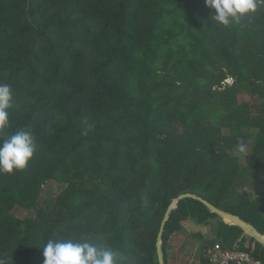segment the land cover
Here are the masks:
<instances>
[{"label": "trees", "instance_id": "obj_1", "mask_svg": "<svg viewBox=\"0 0 264 264\" xmlns=\"http://www.w3.org/2000/svg\"><path fill=\"white\" fill-rule=\"evenodd\" d=\"M214 14L205 0H0V137L36 144L0 173V259L43 264L49 239H73L159 264L161 221L186 193L264 234V193L244 191L264 166V6L227 26ZM212 221L208 244L264 264V246L190 198L166 221V264L173 235Z\"/></svg>", "mask_w": 264, "mask_h": 264}, {"label": "clouds", "instance_id": "obj_2", "mask_svg": "<svg viewBox=\"0 0 264 264\" xmlns=\"http://www.w3.org/2000/svg\"><path fill=\"white\" fill-rule=\"evenodd\" d=\"M214 9L211 19L224 26L264 6V0H205ZM12 107L11 85L0 83V130L9 126ZM243 151V148H241ZM36 151L32 132L19 129L7 138L0 137V173H13L25 169ZM43 264H128L118 249L73 239H49L43 246ZM0 264L6 261L0 259Z\"/></svg>", "mask_w": 264, "mask_h": 264}, {"label": "rangeland", "instance_id": "obj_3", "mask_svg": "<svg viewBox=\"0 0 264 264\" xmlns=\"http://www.w3.org/2000/svg\"><path fill=\"white\" fill-rule=\"evenodd\" d=\"M225 82L230 84L231 80L228 79ZM250 146H252L251 142L248 143V145L245 149V152L247 154H249ZM234 155L238 157L241 164L248 166L249 161H250V159L248 158L249 157L248 155L240 154L237 152L236 153L234 152ZM237 186H238V188H241L240 184H238ZM45 187H46V193L47 194L57 195L59 193V191L61 190L62 186L57 184L56 182H48L47 185H45ZM244 191H247V193H251L253 195L264 193V166L262 168H260L258 170V172L255 173L254 176H251L249 178V181L246 182V187H245ZM25 214H26V212L24 210L18 209L17 215L23 216ZM187 225L189 228L195 229L194 233L199 232V234L197 236L194 235L193 238L191 237V241L198 244L199 247H200L201 242L205 241L204 239H206V238L209 239V236L207 235L208 232L214 231L216 228V223L214 221L211 222V226H209V227H206V226H199L198 227L196 225H191L190 222H188L185 225V227H187ZM194 226H195V228H193ZM185 227H184V229H185V231H187V236L184 237L182 241H187V240L190 241V239L188 237L193 235V232H191L189 229H186ZM184 229H183V231H184ZM181 237L182 236H178V238L175 240L178 242L177 244L175 243V241L172 240L171 243H169V245H168L167 254H168L169 264H175V260L178 258V254L176 253V251H174L172 249L176 248V246L179 245V243L181 241ZM187 245H189V244L187 243ZM247 245H249V243ZM188 249L190 250V247H188ZM192 251H193V254L191 255V261H194L193 260V258L195 257L194 248L192 249ZM183 263H185V261ZM192 264H195V263H192Z\"/></svg>", "mask_w": 264, "mask_h": 264}, {"label": "water", "instance_id": "obj_4", "mask_svg": "<svg viewBox=\"0 0 264 264\" xmlns=\"http://www.w3.org/2000/svg\"><path fill=\"white\" fill-rule=\"evenodd\" d=\"M185 198L195 199L199 201L208 209V211L218 215V217L223 219L227 224L231 226L240 227L244 231L245 236L254 239L256 242L264 246V234L260 232L253 224L245 221L243 218L239 216H236L230 212H226L220 208H217L212 203L208 202L207 200H204L203 198L195 194H191V193H186L182 195L180 194L178 197H175L170 202V204L168 205L166 209L165 215L161 221V224H160L161 227H160V231L158 233V238H157V253H158L159 264H166L165 253L163 249V236H164L166 221L169 218L170 212L174 208H176L177 202Z\"/></svg>", "mask_w": 264, "mask_h": 264}, {"label": "built area", "instance_id": "obj_5", "mask_svg": "<svg viewBox=\"0 0 264 264\" xmlns=\"http://www.w3.org/2000/svg\"><path fill=\"white\" fill-rule=\"evenodd\" d=\"M207 264H262L251 253L234 247L226 248L221 243H212L204 251Z\"/></svg>", "mask_w": 264, "mask_h": 264}, {"label": "crops", "instance_id": "obj_6", "mask_svg": "<svg viewBox=\"0 0 264 264\" xmlns=\"http://www.w3.org/2000/svg\"><path fill=\"white\" fill-rule=\"evenodd\" d=\"M185 228L189 229L191 232H193V235L188 237L190 239V241H188V240L182 241L183 238L187 236V231H185V229L183 231V229H182V231L173 235L172 238L170 239V242H169V243H171V241L172 240L175 241L178 238V236H182L179 245L176 246V248L172 249V250L176 251V253L178 254V258L175 260V264H192V263L203 264V259H205L204 251L206 250V248L209 245H211L212 243H215V242L208 244L210 242V241L208 242V240H210V239L206 238V239H204L205 241L201 242L200 247H199L198 244L191 241V237L193 238L194 235L197 236L199 234V232L194 233L195 229L189 228L188 226ZM193 228H195V226ZM175 243L177 244L178 242L175 241ZM187 243L189 245H187ZM188 247H190V250L188 249ZM193 248L195 250V257L193 258L194 261H191V255L193 254V251H192ZM184 261H185V263H183ZM205 263H207L206 259H205Z\"/></svg>", "mask_w": 264, "mask_h": 264}]
</instances>
